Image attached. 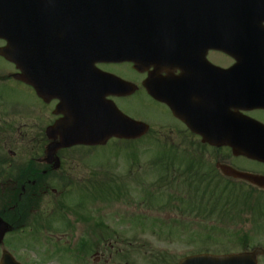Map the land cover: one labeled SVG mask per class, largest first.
I'll use <instances>...</instances> for the list:
<instances>
[{"label":"flooded vegetation","instance_id":"flooded-vegetation-1","mask_svg":"<svg viewBox=\"0 0 264 264\" xmlns=\"http://www.w3.org/2000/svg\"><path fill=\"white\" fill-rule=\"evenodd\" d=\"M134 1L136 12L129 15L134 22L123 25L124 33L128 37L157 32L160 50L158 60L146 64L140 72L134 70L133 63L126 62L128 76L125 77L115 72L114 66H118L117 64H98L100 71L115 75L132 86L126 90V96L118 95L111 88H105L95 95L100 99L99 94L105 93L107 99L115 105H118L119 100L132 99L133 115L136 109L132 102L137 99L136 104L140 109L139 102L142 98L147 106L160 108L169 119L157 116H152L150 122L138 119L150 126L153 135L157 136V142L168 147L199 145V152L183 154V158H179L177 154L168 155L166 163L171 173L177 172L175 165L183 161L192 164L188 167H200L204 207L218 208L236 204L239 202L240 193L248 201L261 200L264 198V188L235 176V173L264 177V163L234 154L233 148L227 142L250 126L256 127L259 134L264 135V25H256L262 24V21L255 19L252 27L241 28L243 22L217 21L219 17L212 15L209 23V18L205 15L199 24L187 25L185 0ZM210 28H217V31L203 35L207 40L213 36L215 41L223 43V47L190 50L188 30ZM191 37V40L197 38ZM243 40H249V43H243ZM135 44L136 50L144 56V39L135 40ZM130 48L127 41L125 50ZM6 77L7 79L0 71V211L11 220L18 218L21 221L23 213L32 208V201L41 195L46 197L50 192L57 193L53 190L54 185L61 188L73 184L69 173L64 171V166L71 162L72 152L79 147H63L52 156L48 154L47 148L52 142L61 144L59 129L55 128L51 136L48 134V129L56 127L64 117L57 113L60 100L52 99L50 103H46L38 98L34 87L28 86L36 99V104L31 108V119L36 139L43 143L42 153L30 156L18 153L12 148V144H20L22 136L19 135V130L25 118L21 114L23 104L8 102L2 88L6 81L20 82H16L12 75L8 74ZM106 80L111 82L110 78ZM152 94L160 95L163 101L158 102ZM179 102L186 105L192 103L195 108L196 116H193L196 117L197 134L173 114L170 103ZM215 141L223 144L210 143ZM57 160L60 162L59 167ZM182 169L180 167L181 174L177 172V176L187 173H182ZM17 200H25L22 204L23 212L15 211ZM262 213L263 211L259 214ZM259 218L264 223V218ZM257 228L237 230L234 237L241 250L240 254L260 249L262 252L256 257V262L261 264L264 259V246L254 247L252 236L262 230L261 234L264 235V226ZM178 236L165 234L152 238L163 245L160 250L147 245L142 247L140 256L143 262L180 264L188 257L209 256L207 236L199 233L190 235L195 238L193 241L198 240L197 244L191 245L192 251L181 257L171 255L170 251L176 249L177 245L174 239ZM137 243L132 241L126 244L130 247L129 250L126 249V255L130 256L134 251L140 250L133 246ZM95 247L101 261L106 255L112 261L114 256L122 253L115 243H103ZM109 261H105V264Z\"/></svg>","mask_w":264,"mask_h":264},{"label":"rangeland","instance_id":"rangeland-1","mask_svg":"<svg viewBox=\"0 0 264 264\" xmlns=\"http://www.w3.org/2000/svg\"><path fill=\"white\" fill-rule=\"evenodd\" d=\"M114 70L123 77L128 76L125 64L114 66ZM0 71L5 75H11L16 73V68L0 57ZM2 88L8 102H21L27 108L36 104V99L29 87L21 83L6 81ZM140 100V109L136 104L137 99L132 102L136 109L134 114L136 116L132 114L134 112L131 105L132 99L131 101L119 100L118 105L120 110L132 119L141 118L148 122L152 116L168 119L160 108L147 106L142 98ZM20 126L19 135L22 136L20 144H12V148L18 153L30 156L42 153L43 143L36 139L31 117H25ZM11 142L14 141L11 140ZM188 149L192 150L193 147L188 146ZM167 151V147L157 142V136L149 134L148 137L133 144L113 142L107 147L96 148L95 151L72 152L73 159L67 162L64 171L69 173L74 184H79L81 187L88 185L91 191L86 193L77 186H73L61 192L62 189L54 185L53 190H56V194L50 192L46 197L41 195L32 201L31 207L32 209L36 207L37 212L34 214L35 217L40 219L49 217L50 224L47 225L52 229L43 227V223L40 222L33 228L25 226L23 233L7 235L4 244L0 247V259L5 249L22 264H96L97 258L94 253L88 258L83 257V262L76 254L78 243L90 238L97 243H115V246L122 250V253L114 256L112 261H109L106 255L101 264H105V261H109L108 264H145L140 256L142 247L147 245L160 250L163 245L156 239L152 240L155 236L179 235L174 239L177 244L176 249L170 253L175 257H181L192 251L191 245L197 244L198 240L193 241L192 239L195 238L190 236L197 233L207 236L208 253L217 255L239 253L241 250L237 247L235 232L251 227L262 228L264 223H261L259 217L264 218V210L262 214L252 209L245 210L240 202L248 200L240 193L238 203L220 208L233 210L231 216L228 217L225 214L219 216L220 212L214 215L205 214L208 207H204L200 168L192 172L188 167L191 163L188 164L185 161L177 163L176 171L180 173L179 169L182 167V173H187L177 176L176 172L175 178L178 181L168 183L165 175L152 164L157 163L153 161ZM176 154L179 158H183V154L187 153L179 150ZM157 164L161 165L159 162ZM181 179L184 180L181 181ZM111 180L114 191H108L107 196L97 193L98 190L95 191L92 188L97 181ZM24 201H21V206ZM248 202L255 207H264V198L257 202L251 200ZM57 205H64L67 208L66 211L69 213L66 214L65 221L72 223L74 229L62 232L65 230L61 229L62 212ZM77 211L86 218L92 219L95 224L100 222L102 228H97L94 233L90 231L89 226L76 222L75 212ZM37 230L43 231L37 232ZM110 232L113 237L108 240ZM262 232L257 231L252 236L254 247L264 246ZM132 241L138 242L134 246L139 247L140 250L128 256L125 245ZM65 246L72 250L68 252V255L62 252L57 253ZM46 258L48 259L44 260ZM261 262L264 264V259Z\"/></svg>","mask_w":264,"mask_h":264},{"label":"water","instance_id":"water-1","mask_svg":"<svg viewBox=\"0 0 264 264\" xmlns=\"http://www.w3.org/2000/svg\"><path fill=\"white\" fill-rule=\"evenodd\" d=\"M65 6L77 11L78 19H87L98 15L94 10L99 3L94 0H67ZM188 3L185 2V5ZM191 8V6H189ZM239 7H246L245 18L251 19L258 16L253 5L239 3ZM64 6L60 4L54 9L34 4L30 0L14 1L13 6L7 0H0V39L7 42L5 48H0V56L6 58L20 70L15 77L25 84L37 88L38 96L46 102L57 94L72 95V98L62 100L61 110L65 115L58 126H67L70 129L65 140L59 148L82 146H105L112 138L124 140H137L149 131V127L141 122L132 121L123 116L118 108L105 100L104 103L88 104L81 101L80 86L85 89L93 88L102 90L99 84H94L97 79L98 62H125L123 54L111 51L108 42L94 36H89L83 29L86 25L83 21L75 25L81 31L77 39L65 40L57 37L52 32L55 28L47 25V22L65 20L61 13ZM89 11V13H87ZM240 17V18H242ZM264 17V16H263ZM116 40V39H115ZM117 41V40H116ZM121 42L118 47L121 48ZM136 62L138 70L143 67ZM84 75L85 78L77 81L74 77ZM63 89V90H61ZM126 92V91H125ZM124 92V93H125ZM81 97V99L79 98ZM111 105H109V104ZM174 114L183 119L192 131L197 133V126L190 124L185 119L186 114H180L173 109ZM231 140V139H230ZM232 145L236 154H243L255 160L264 162V138L247 137L240 138ZM213 144H223L215 141ZM52 144L48 152L52 153L56 148ZM251 183L264 187V179L237 174ZM12 227L0 219V245L3 244L7 233L12 232ZM242 254L231 256L209 255L208 264H257L256 255ZM201 258H191L186 264H199ZM1 264H19L5 251Z\"/></svg>","mask_w":264,"mask_h":264},{"label":"trees","instance_id":"trees-1","mask_svg":"<svg viewBox=\"0 0 264 264\" xmlns=\"http://www.w3.org/2000/svg\"><path fill=\"white\" fill-rule=\"evenodd\" d=\"M96 190H98V191H96ZM95 191L97 192V193H100V194H102V195H105L108 191H111V192H113L114 191V189H113V186H112V183H107V184H105V183H97V185L95 186ZM108 194H106V196H107ZM101 197H103V196H101ZM242 205H246V203H243ZM35 209H36V207H34L33 208V210H32V213H33V211H35ZM227 211L228 210H223V213H227ZM31 213V214H32ZM31 214H28L27 215V217H26V219L25 220H23V222H21V224H19V226L20 227H22L24 224H25V222H27V220L29 219V217H30V215ZM0 216H2L3 217V214H1ZM4 218V217H3ZM4 219H6V218H4ZM7 221H9L8 219H6ZM86 222H88V220H86V219H84ZM10 222V221H9ZM79 252H87V250L83 247V246H80L79 247Z\"/></svg>","mask_w":264,"mask_h":264}]
</instances>
